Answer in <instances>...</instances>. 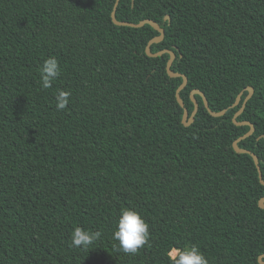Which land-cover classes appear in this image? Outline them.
<instances>
[{
    "label": "trees",
    "instance_id": "1",
    "mask_svg": "<svg viewBox=\"0 0 264 264\" xmlns=\"http://www.w3.org/2000/svg\"><path fill=\"white\" fill-rule=\"evenodd\" d=\"M117 0H0V264H169L172 246H197L208 264H260L264 255V0H121L118 21L165 30L152 52L176 54L181 93L202 91L183 124V78L169 54L151 58L152 26L118 27ZM169 16L170 20L165 18ZM56 57L50 89L39 69ZM70 91L58 111L57 91ZM140 213L149 241L113 248L122 209ZM75 227L101 232L87 251Z\"/></svg>",
    "mask_w": 264,
    "mask_h": 264
},
{
    "label": "clouds",
    "instance_id": "2",
    "mask_svg": "<svg viewBox=\"0 0 264 264\" xmlns=\"http://www.w3.org/2000/svg\"><path fill=\"white\" fill-rule=\"evenodd\" d=\"M61 75L56 57L47 58L39 69L40 85L50 89L53 82ZM70 91L60 90L55 94L56 108L64 110L69 104ZM101 232L75 227L71 232L70 247L87 251L101 237ZM112 239L118 243L113 248L125 255H136L149 241V225L140 213L129 208L121 210L120 217L112 233ZM169 264H208L204 254L197 246L183 249L172 246L166 252Z\"/></svg>",
    "mask_w": 264,
    "mask_h": 264
},
{
    "label": "water",
    "instance_id": "3",
    "mask_svg": "<svg viewBox=\"0 0 264 264\" xmlns=\"http://www.w3.org/2000/svg\"><path fill=\"white\" fill-rule=\"evenodd\" d=\"M120 1L121 0H117L115 8H114V11L112 13V20H113V23L116 26H118V27H131V28L139 29V28L145 27L146 25H150L156 31H158L160 33V35L158 37H155L154 39H152L149 42V44H148V46L146 48V53L151 58H159V57H162L164 54H169L170 55V59H169L168 64H167L168 75L171 78H183V83L178 88L176 96H177L178 103L184 109L183 124L186 127H190L195 122L196 117H197V115L199 113V110H200V104H199V102L196 99V95H200L203 98L206 109L215 118H219V117L225 116L227 114V112L229 111V109L235 108L238 105H240V103L242 102V98H243L244 92H242L238 96L237 101L235 102V104L232 105L229 109H225L222 112H214L211 109V106L209 104V101H208L206 95L202 91L196 89L191 94L192 101L195 104V109H194L193 113L190 115L189 110L186 108L185 102L183 101L182 96H181V93L188 86L189 80H188V78L185 75L180 74V73H175L173 71V64H174V62L176 60V54L174 52H172L171 50H163V51L157 52V53H153L152 52V46L153 45L159 44V43L164 41V39H165V30H164V28H162V26L160 24H158L156 21L150 20V19L141 21L140 23H130V22H125V21H118V19L116 17V12H117V8L119 6ZM133 2H134V0H133ZM165 19L166 20H170L169 16H167ZM246 91L249 92V95L245 99L244 104H243L242 108L240 109V111L234 116L233 122L237 126H250L251 130L246 135H244L243 137H240L239 139H237L234 142V149H235V151L238 154H248L254 159L255 164L257 166V169L259 171L260 181L264 185V179H263L262 170H261V167H260V160H259L258 156L255 153H253L252 151H249V150H246V149H242L239 146V144L242 141L250 138L255 133V127H254V125L252 123H250V122H239L238 121V118L244 113V111L246 109V106H247V103L252 99V97H253V95L255 93V90L252 87L247 88ZM259 206H260V208L264 209V198L260 200ZM259 263L260 264H264V255L260 256Z\"/></svg>",
    "mask_w": 264,
    "mask_h": 264
}]
</instances>
